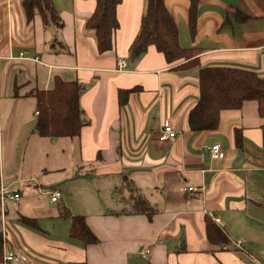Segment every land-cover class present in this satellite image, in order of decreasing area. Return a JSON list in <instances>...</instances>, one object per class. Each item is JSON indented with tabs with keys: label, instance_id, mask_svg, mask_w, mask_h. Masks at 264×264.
Here are the masks:
<instances>
[{
	"label": "crops",
	"instance_id": "crops-1",
	"mask_svg": "<svg viewBox=\"0 0 264 264\" xmlns=\"http://www.w3.org/2000/svg\"><path fill=\"white\" fill-rule=\"evenodd\" d=\"M50 1L58 25L45 24L37 9L27 19L22 0H0V191L19 194L17 204L0 202V232L3 254L26 256L0 264H264V117L256 102L222 110L213 130L193 131L185 123L198 97L199 65L245 67L264 78V0H197L192 35L191 1L164 0L180 44L200 49L198 66L186 69L180 67L183 61L167 63L152 45L138 59L129 57L144 0L119 1L113 47L103 53L85 26L95 0ZM119 59L125 62L120 69ZM56 76L84 86L78 102L86 123L72 139L31 133L35 99L22 94L50 88ZM14 84L21 87L16 97ZM120 89L129 91L122 105ZM167 120L176 134L160 141V126ZM48 140L66 152L52 171L78 174V179L65 189L62 180L49 176L48 193L61 192L56 207L39 201L26 206L15 189L25 180L8 160L17 150L23 155L29 141L37 146ZM204 144H218L223 157L212 158ZM91 177L98 181L96 188L86 185ZM32 180L42 183L39 174ZM126 180L152 205L150 217L123 210ZM105 188L109 202L92 196L94 189L98 194ZM112 202L115 207L109 209ZM62 207L84 215L97 241L70 237V220L59 215ZM206 215L223 229L229 245L217 248L207 241ZM145 248L150 252L142 256Z\"/></svg>",
	"mask_w": 264,
	"mask_h": 264
},
{
	"label": "trees",
	"instance_id": "trees-1",
	"mask_svg": "<svg viewBox=\"0 0 264 264\" xmlns=\"http://www.w3.org/2000/svg\"><path fill=\"white\" fill-rule=\"evenodd\" d=\"M120 0H95L94 9L85 26L94 32L96 49L99 53L113 47V32L118 27L116 6ZM144 11L140 17L139 29L128 46L129 57L138 59L152 45L165 58L167 63L183 61L180 67L198 66L200 49L195 46H182L179 42L177 24L169 13L164 0H144ZM188 8V27L192 35L197 0H190ZM26 18L33 16L34 10L41 15L45 24L58 25L56 11L50 0H22ZM21 87L14 84L13 97L19 96ZM84 90L83 84L77 80H63L54 77L50 88L34 87L22 95L35 99L36 117L31 133L48 138H75L86 123L83 110L79 104V95ZM128 90H119V102H125ZM254 100L257 113L264 117V78L255 70L239 66H201L198 69V97L186 114V127L193 131L213 130L219 123L220 112L225 109L240 108L243 102ZM262 132V163L264 165V125ZM241 134L234 130V142L241 146ZM128 190L126 212L142 213L150 217L154 211L152 205L130 181L125 182ZM60 216L69 218V236L85 243H94L97 238L89 229L86 218L82 214L71 213L65 207ZM29 221V218H21ZM207 241L217 247L229 245V239L223 229L209 216L204 217ZM1 231V228H0ZM0 232V261L3 256V240ZM151 264V263H149Z\"/></svg>",
	"mask_w": 264,
	"mask_h": 264
},
{
	"label": "rangeland",
	"instance_id": "rangeland-1",
	"mask_svg": "<svg viewBox=\"0 0 264 264\" xmlns=\"http://www.w3.org/2000/svg\"><path fill=\"white\" fill-rule=\"evenodd\" d=\"M124 67V66H123ZM50 139V138H49ZM67 140V139H66ZM36 142V141H35ZM48 143H42V145H35L33 144V141H29V143L26 145L25 153L21 155L19 153L20 150H17V154H14L12 158H10L9 163L7 164L9 166L15 167V171L18 173V179L19 177L24 178L25 181L19 182V185L17 188L20 195L21 200L20 202L25 203L26 206H30L33 201H39V202H47L49 206L56 207L55 202H51L49 199V193L48 189L50 188L49 185L44 184L46 183L47 178L49 176L56 177L54 178L55 181L62 180L63 187H66L70 185V183L76 181L78 179V174H70L68 173H60L59 170L52 171L51 167H56V165L59 164L58 159H61L63 155H66V152L61 149L59 142L51 143L49 140ZM67 142V141H66ZM34 146V147H33ZM24 149V145L18 146V149ZM74 153V150H72L71 154ZM46 166L50 167V170H47L46 173L41 172V167ZM76 162L74 159L71 161V170H76ZM49 171V172H48ZM79 172V171H77ZM39 174L42 177V183L39 185L33 184V177L34 175ZM30 179V181L28 180ZM88 182L86 185L88 187L96 188V185L98 184L97 180H94L92 177L88 178ZM65 185V186H64ZM61 187V186H60ZM59 188V185H58ZM93 197L102 198L103 200L110 201L111 193L108 188L105 189H99V193L96 194V189H94L92 193ZM73 199H76L75 195H71ZM75 201L73 200L72 203ZM109 209H114L115 205L112 203H109Z\"/></svg>",
	"mask_w": 264,
	"mask_h": 264
},
{
	"label": "built area",
	"instance_id": "built-area-1",
	"mask_svg": "<svg viewBox=\"0 0 264 264\" xmlns=\"http://www.w3.org/2000/svg\"><path fill=\"white\" fill-rule=\"evenodd\" d=\"M125 65V62L123 59L117 60V68L120 69ZM159 134H158V139L160 141L162 140H167L175 136L176 130L171 122V120H167L165 123L160 126ZM204 148L207 149L209 152L210 156L214 159L222 158L224 155L223 150L218 144H204ZM193 187H188V190H192ZM50 194V200L55 202L57 201L60 196L61 192L58 189H53L49 192ZM19 200V194L15 192H4L0 191V202L3 206V204L7 201L13 204H17ZM215 221H219L218 218H215ZM236 245L240 246V242H236ZM150 252L149 248L143 249L140 253L142 256H147L148 253ZM26 256L22 253H17V252H6L3 254V257L1 260L4 262L8 263H16L20 261H24ZM26 260V259H25Z\"/></svg>",
	"mask_w": 264,
	"mask_h": 264
}]
</instances>
